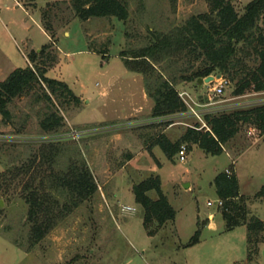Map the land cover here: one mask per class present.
<instances>
[{
	"label": "rangeland",
	"instance_id": "1",
	"mask_svg": "<svg viewBox=\"0 0 264 264\" xmlns=\"http://www.w3.org/2000/svg\"><path fill=\"white\" fill-rule=\"evenodd\" d=\"M58 1L0 0V81L13 70L26 67L25 58L31 49L37 52L49 43L42 26L50 25L55 32L51 52L56 62L49 63L46 76L63 81L79 99L78 105L62 106L65 129L56 138L75 140L88 162L98 193L90 204L85 202L72 210L42 241L28 248L27 227L22 224L27 206L20 186H12L8 195L0 196V232L4 233L0 234V264H264V231L259 235L257 255L248 263L246 227L225 230L213 185L218 173L236 172L247 217H257L264 225V198H254L264 186V133L260 134L252 124L242 123L219 155L206 154L192 144L190 150L186 148L184 162L177 155L167 159L158 148L151 156L148 150L153 146L144 145L143 137L152 139L164 127L142 125L151 119L153 103L143 98L142 75L128 70L120 58L122 52L145 45L148 28L165 31L190 15L207 12V1L131 0L126 22L115 18L81 22L70 18L67 23L69 11ZM249 1L231 3L241 15ZM44 12L49 16L43 18ZM101 50L106 52L104 57ZM185 60L178 58L170 69L163 64L165 75L179 78L187 67ZM253 60L250 56L244 62L252 65ZM221 77L227 85L219 96L212 92L218 80L199 87L195 82H178L176 89L187 93L191 104L210 103V108L220 109L218 112L246 111L264 105V91L249 88L235 96V81ZM31 101L30 93L9 104L11 122L4 125L0 121V143L5 149L46 139L42 138L46 134H38V117ZM135 107H142V113L107 122ZM196 124L202 127L192 115L174 119L167 127L174 126L176 133ZM5 149L0 152V172L7 162ZM130 152L137 155L129 162L126 155ZM152 176L160 178L175 217L158 230L155 224H149L148 229L155 233L148 235L143 209L135 203L131 187ZM187 184L190 186L185 187ZM148 194L156 198L154 191ZM207 202L211 205L207 206ZM197 229L201 230L198 242L186 245ZM7 236L17 239L22 249Z\"/></svg>",
	"mask_w": 264,
	"mask_h": 264
},
{
	"label": "trees",
	"instance_id": "2",
	"mask_svg": "<svg viewBox=\"0 0 264 264\" xmlns=\"http://www.w3.org/2000/svg\"><path fill=\"white\" fill-rule=\"evenodd\" d=\"M130 1L60 0L56 3L64 5L69 11L66 23L70 18L81 22L92 18H115L126 22ZM206 1L207 12L190 15L165 31L157 27L148 28V38L143 47L120 54L126 68L143 77L145 94L153 103L151 118L186 111L176 89L178 82H195L199 87L196 79L215 74L235 81V96L249 88L254 92L264 91V0H250L241 15H238L231 0ZM47 16L49 12H44L43 18ZM42 28L50 38L49 43L39 52L28 53L30 65L13 70L0 81V121L8 125L13 117L9 104L15 98L31 93L33 111L38 117V134L47 135L42 137L46 139L14 144L7 149L0 143V152L5 149L7 154L4 170L0 172V196L8 195L12 186H20V195L27 206L22 224L27 227L28 248L42 241L72 210L82 203L90 204L98 193L88 162L75 140L56 138L65 129L62 106L78 105L79 99L63 81L46 76L49 63L56 62V56L51 52L55 32L48 24H43ZM103 52L104 57L106 52ZM250 56L254 58V64H245L244 60ZM172 58L176 59L171 61ZM178 58L186 59L187 67L183 74L179 78L169 73V76L165 75L162 65H168L170 69ZM41 103L45 105L43 108ZM203 121L207 129L199 124L194 128L188 127L174 142L159 133L152 138L150 147H159L169 160L174 158L182 145L190 150L193 144L206 154L219 155L237 134L239 124H252L260 134L264 133V105L246 111L206 114ZM160 125L165 128L169 122ZM126 157L130 159V154ZM213 185L217 199L222 202L219 208L225 230L240 225L246 227V260L250 263L257 255V245L261 242L259 235L264 231V225L257 217H247L245 199L239 193L238 179L233 170L218 173ZM131 191L135 203L143 209V225L148 235L155 233L148 229L149 224H155L158 230L174 220L175 210L163 194L158 176L133 184ZM150 191L156 193V199L147 195ZM254 198H264V186ZM2 210L0 207V213ZM200 231L197 229L186 245L197 243ZM9 239L14 246L22 249L17 239Z\"/></svg>",
	"mask_w": 264,
	"mask_h": 264
},
{
	"label": "built area",
	"instance_id": "3",
	"mask_svg": "<svg viewBox=\"0 0 264 264\" xmlns=\"http://www.w3.org/2000/svg\"><path fill=\"white\" fill-rule=\"evenodd\" d=\"M227 85V81L224 78L218 79V84L212 88V92L215 96H219L222 94L223 88ZM178 96L180 100L184 103L186 106V111L180 114L170 115L166 117H157V118H151L149 120H146L142 125H150V124H161L163 122H169V125L173 123V120L179 119L183 116H195L202 124V127H205L203 116L206 114L216 113L220 111V109H212L210 108L211 104L208 103H198V102H192L191 104L187 99H190L189 95L185 92L178 93ZM168 125V126H169ZM190 128H194L193 126H189ZM206 128V127H205ZM207 129V128H206ZM177 158L180 162H184L186 160V145H182L177 152ZM227 172V171H226ZM222 204L221 200H216V205L220 207ZM211 202H207V206H210ZM126 210L131 209L130 207H124Z\"/></svg>",
	"mask_w": 264,
	"mask_h": 264
},
{
	"label": "crops",
	"instance_id": "4",
	"mask_svg": "<svg viewBox=\"0 0 264 264\" xmlns=\"http://www.w3.org/2000/svg\"><path fill=\"white\" fill-rule=\"evenodd\" d=\"M17 4H19L18 2H16ZM44 31V30H43ZM44 34L46 35V37L48 38V36H47V33L44 31ZM31 51H34V50H32L31 49ZM40 51V49H38V51L37 52H39ZM25 63H26V66H28V65H30V63H29V61H28V59H26L25 58ZM47 72H48V70L46 71V74H47ZM145 92V91H144ZM143 92V98H145L146 99V97H147V95L145 94ZM148 99V98H147ZM148 101V100H147ZM148 104H147V106L149 107L148 108V110L150 111V109H151V107H150V102L148 101L147 102ZM142 107H135L133 110H130V113H124L122 116H120V117H116V118H114V119H110L109 121H107V122H114V121H119V120H122V119H126L127 117H130V116H133V117H135V116H137L138 114H140V113H142ZM150 125H152V124H150ZM147 126V125H146ZM174 126H170V127H165L164 128V130H161L160 132H158V134L159 133H162L163 135H165L166 137H167V139H169V141H171V142H174V141H176L177 139H179L180 137H181V135L184 133V132H182V131H180V130H178V131H176V133H173V130H172V128H173ZM182 130V129H181ZM175 132V131H174ZM146 133V132H145ZM157 135V134H156ZM156 137V136H155ZM144 138V139H143ZM142 139V143L144 144V145H146L148 148L150 147V145H151V142H152V139H149V137H147V135H145L144 137H143ZM154 138V137H153ZM156 148H158L159 150H160V148L159 147H157V146H153V147H151L148 151H149V153H150V155L151 156H154V153H153V151L156 149ZM161 151V150H160ZM162 152V151H161ZM136 155H137V152H130V159H128L129 160V162L130 161H132L135 157H136ZM235 174H236V176H237V179H238V175H237V173L235 172ZM160 183H161V180H160ZM238 183H239V181H238ZM187 186H190V184H187ZM161 190H162V188H161ZM163 192V191H162ZM149 193V192H148ZM147 193V195L149 196V194ZM163 194L166 196V194L163 192ZM157 197V196H156ZM166 198L168 199V197L166 196ZM156 199V198H155ZM168 201H169V203L171 204V201H170V199H168ZM172 206V205H171ZM173 207V206H172Z\"/></svg>",
	"mask_w": 264,
	"mask_h": 264
},
{
	"label": "water",
	"instance_id": "5",
	"mask_svg": "<svg viewBox=\"0 0 264 264\" xmlns=\"http://www.w3.org/2000/svg\"><path fill=\"white\" fill-rule=\"evenodd\" d=\"M220 78H221L220 75H216L215 77L213 75H209V76H207L205 78H198V79H196V84L198 86H201L203 84H209V83H211V82H213L215 80H218ZM185 187H187V185H185ZM0 206H2V202L1 201H0Z\"/></svg>",
	"mask_w": 264,
	"mask_h": 264
}]
</instances>
